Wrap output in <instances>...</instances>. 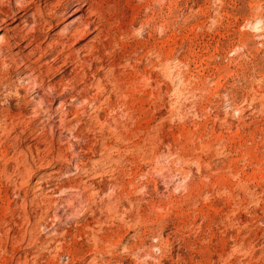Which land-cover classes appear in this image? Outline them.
Segmentation results:
<instances>
[{"label":"rangeland","instance_id":"374dc122","mask_svg":"<svg viewBox=\"0 0 264 264\" xmlns=\"http://www.w3.org/2000/svg\"><path fill=\"white\" fill-rule=\"evenodd\" d=\"M86 2L0 33V264H264V0Z\"/></svg>","mask_w":264,"mask_h":264},{"label":"bare ground","instance_id":"6f19581e","mask_svg":"<svg viewBox=\"0 0 264 264\" xmlns=\"http://www.w3.org/2000/svg\"><path fill=\"white\" fill-rule=\"evenodd\" d=\"M13 1L16 5V11H14L11 8L12 5L10 6L11 2H13ZM13 1L12 0H4L3 2L1 1V3H0V15L4 16V18L0 20V33L2 31H5L8 34L9 33V29H8L9 27L8 26H11V25L18 23L14 26L13 29H11L12 31L14 30V32L16 34L14 33V35H12L9 33V35H10L9 39L13 40V39L19 38L18 40L20 41V43L19 44L17 43V45H19V46H21L22 44L23 45L25 44L27 46V48H30L31 46H33L34 49L32 51L34 52L36 50L37 54L39 52L41 55V57L39 56L40 58H39L38 62H40L41 60L43 61L47 58V56L44 55L43 53H45V51L49 48V46H52V45L60 46L62 44L63 40L64 41L67 40V41H69V43H71L72 47H74L83 39V37H85L86 35L87 36L89 35V34H87V32L90 30L91 24L88 22L89 19L86 20V18H84L81 14L82 12L86 11L85 10V7H86L85 4L88 3V2H86L87 0H47L48 2L46 4H44V7H41L38 4V2H41L42 0H13ZM64 1L66 2V4ZM89 4L90 3H88V5ZM72 8L75 10H74V14L70 15V17L76 16L73 19V21L71 23H68L67 25H65V27L63 28L64 30L58 31V32L53 33L51 35V32H52L51 30L55 27L53 25V23H56V26L60 27L62 25V23L65 22V20H66V19H64V16L67 14V11H70L69 9H72ZM91 8H92V5H91ZM100 9H101V7H100ZM93 14H94V11L90 15H93ZM52 25L54 27H52ZM20 26H22V27L19 28ZM2 37L4 40L8 39L7 36L2 35ZM51 38L53 41L50 40ZM71 45H70V47H71ZM23 48L24 47H21L22 50H23ZM83 50L84 49H82V51ZM32 51L30 52V54L32 53ZM28 56H29V54H28ZM66 56H68V55H66ZM25 58H26V55H25ZM65 61H67V60H65ZM18 65H20V64H18Z\"/></svg>","mask_w":264,"mask_h":264}]
</instances>
